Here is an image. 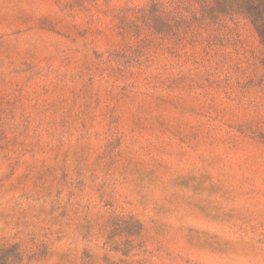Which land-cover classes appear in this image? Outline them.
<instances>
[{
    "label": "rangeland",
    "instance_id": "rangeland-1",
    "mask_svg": "<svg viewBox=\"0 0 264 264\" xmlns=\"http://www.w3.org/2000/svg\"><path fill=\"white\" fill-rule=\"evenodd\" d=\"M104 2L121 6L98 8L96 0H0V172L7 167L0 175V194L21 169L19 157L25 152L36 155L32 149L18 152V148L31 142L30 136L38 137L35 143L40 144L46 133L38 131L43 123L38 118L49 109L54 117L66 100L57 95L63 91L59 85L44 80L71 65V54L81 48L61 49L60 45L80 44L87 49L83 69L89 68L88 52L95 61L115 65L103 73L106 78L88 76L78 91L70 93L83 102L85 111H95L80 124L83 131L77 139L84 143L75 150L63 149L51 160L42 157L25 165L15 183L7 184V191L30 184L38 196L54 197L47 209L41 206L40 213L50 218L49 231L51 225L62 223L55 229V242L68 240L71 249L58 255L48 241L40 240L26 253L20 240L11 239L0 242V264H48L53 258L57 264L68 260L72 264H132L130 258L144 249V210L150 203L158 218L154 231L166 244V264H264L260 247L264 219L258 208L252 211L264 197L263 53L253 24L243 16L224 18L232 21V27L222 32L221 20L200 22L189 31L197 34L193 41H180L176 27L158 33L148 22L149 7L167 5L168 0ZM250 40L255 48L247 47ZM36 41L44 44L43 56L32 50ZM30 42L32 47H25ZM59 51L65 52L64 59ZM161 56L178 70L161 71L147 80L143 69L151 67L150 58L156 63ZM225 65L231 72L225 71ZM129 67L140 75L126 73ZM132 77H136L134 83L121 84L115 91L117 82ZM145 84L153 91L138 95V85ZM249 98H255L251 112L240 111ZM129 105H136L137 112L130 113ZM64 124L61 119L59 126ZM133 135L146 141L167 138L176 153L169 164L162 165L168 174L167 186L176 191L161 203L152 201L150 192L137 193L135 203L121 202L107 182L94 186L88 182L94 174L84 178L86 161L94 155L93 163L102 161L105 175L132 177L141 185L155 186L161 178L157 169L127 151ZM209 135L214 141L206 139ZM205 153L214 155L209 158ZM253 155L255 160L250 159ZM205 161L212 172L201 171ZM214 174L231 177L235 184L226 187L219 178L209 182ZM185 191L195 194L194 198L181 195ZM218 193L220 203L210 199ZM225 193H229L226 198ZM85 195L89 202L83 207L88 211L78 216ZM76 196L81 199L74 201ZM177 214L183 220L179 226L169 223ZM98 219L103 220L100 228Z\"/></svg>",
    "mask_w": 264,
    "mask_h": 264
},
{
    "label": "clouds",
    "instance_id": "clouds-1",
    "mask_svg": "<svg viewBox=\"0 0 264 264\" xmlns=\"http://www.w3.org/2000/svg\"><path fill=\"white\" fill-rule=\"evenodd\" d=\"M95 6L98 8H115L121 5H117L113 2L105 3L104 0H96ZM185 6L189 8V11H184ZM166 7L169 9H176L177 14L188 18L187 22L189 23L192 22L191 15H199V12L197 11L198 5L196 0H168ZM221 22L222 23L219 27V30L222 32H227L232 27V21H228L221 17ZM193 27L195 29L196 25L193 24ZM204 35H207L206 31L204 32ZM36 44L37 47L33 48L32 50L37 56H43L45 53L41 51V49L44 47V44L40 41H36ZM25 47L31 48V42L26 44ZM65 47L69 49L81 48V51L71 54L73 63L67 68H61L59 70L53 71L44 80V83L51 82L59 85L63 91L58 92L57 95L66 97V100L54 117L52 116V110L49 109L47 112L42 113L38 118L43 121L38 131L46 133L41 139L40 144L37 146L35 143L38 137L30 136L31 142L26 141L23 148H18V152H25L26 149H32L36 155L33 156L31 152H25L24 155L19 157L22 161L21 169L11 178L10 181L5 183L3 194H0V242L18 239L24 245L26 253L30 252L40 240L48 241L52 247L57 250L58 255L65 250H70L72 245L68 240L59 243L55 242V229L62 227V223L51 225L52 230L49 231L50 218L47 217L46 213H40L41 206L47 209L50 201L54 197L44 198L43 196H38V190L33 189L30 184H25L17 190L7 191V184L15 183L17 176H19L24 170L25 165L38 163L42 157H46L51 160L53 155H57L59 152H62L63 149L70 148L75 150L84 143L83 139H77V137H79L83 131L80 128V124L82 121L87 122L89 115H95V111H85L83 102L79 98L72 96L70 93L73 89L78 91L81 81L87 80L88 76H96L98 80L106 78L103 73L111 71V68L115 66L109 65L107 62L95 61L94 58L91 57L90 52H88L89 68L83 69L80 67V65L84 62L82 57L84 56V53L87 51V49L83 48L80 44L60 45L61 49ZM247 47L255 48V41L250 40ZM100 50L103 51V46L100 48ZM57 54L59 55L60 59H64L65 52L59 51ZM153 59L155 58H150L148 61V63L151 64V67L143 69V76L149 81H151L152 75H155L161 71L178 70L173 68L169 62L164 59V56H161L160 60H158L156 63H152ZM94 65L99 66V71ZM39 67L44 68L45 66L40 64ZM224 69L226 72H231V68L228 65H225ZM45 70L47 71V69ZM249 71H251L250 68ZM128 72L136 73L137 76L140 75L139 71L135 67H129L126 69V73ZM135 80L136 77H132L130 79H124L117 82L115 91H119L121 84L131 85L135 82ZM152 82L154 83L155 81ZM109 83H111V81H109ZM109 91H111V89H109ZM152 91V88L148 84L143 86L138 85L136 89L138 95L142 93H151ZM74 99L76 101L75 103H73ZM254 101L255 98H249L248 100H245L239 110H247L248 112H251L252 103H254ZM106 102L111 104V101ZM260 104V113L261 115H264V96L260 98ZM128 107L130 113L137 112L136 105H129ZM144 107H147V104H145ZM61 119L65 122L64 128L59 126V121ZM21 139H24V137H21ZM206 139L209 142H212L214 141L215 137L209 135ZM127 151L129 154L135 153L137 156L143 159L146 162L147 167L157 169V174L161 178L155 186L141 185L137 182H134V178L132 177L125 179L118 174L105 175L104 171L102 170L103 162H99V165L93 163L95 160L94 155L90 156L86 161L84 178L87 180L89 176H93L94 174V179L88 181L94 186H98L102 182H107L109 186L115 189L116 195L120 197L121 202L124 200H130L135 203L137 200V193L150 192L152 201L158 204L163 202L164 198L172 195L173 191H176L167 186L168 174L165 172L164 167H162V165L169 164L176 155L167 138H157L146 141L145 139H141L133 135L131 141L127 145ZM170 153L171 155H169ZM205 155L210 158V156L214 155V153H205ZM250 159L255 160V156H251ZM55 162L59 163L60 161L57 159ZM205 169H207L209 172L213 171L212 168H208L207 161H205L204 167L201 168V171H204ZM6 171L7 167L5 166L3 172ZM217 171L221 170L217 169ZM3 172H0V175H3ZM218 178L225 182L226 187H232L235 184V180H233L231 177H218L216 174L212 175L209 182L214 183ZM251 186L254 187V185ZM87 191L90 192L91 189H87ZM181 195L194 198L195 194L185 191L181 193ZM198 195L207 196V193H199ZM228 195L229 193H225V198ZM65 198L66 195L61 197L60 202L63 203ZM76 199H81V197L76 196L73 198L74 201ZM210 199H213L214 202L217 203L222 201L221 195L219 193L215 197H210ZM88 202V196L85 195L80 205V211L77 213L78 216H82L84 212L88 211V209L83 207L84 203ZM91 202L95 203L94 197L92 198ZM151 208L152 204L150 203L148 208L144 210V249L150 250L153 255H148V252L144 251V249H140L136 256L130 258L132 260V264H136L137 261H141V264H166V258L164 257V248L166 247V244L164 242V238L158 236L154 231L155 225L158 222V218L152 212ZM257 208L261 213V218L264 219V197L260 198L259 204L256 207H253L252 211L255 212ZM94 211L95 209H93V212ZM56 215H58V213H56ZM169 223H174L175 226H179L183 223V220H181L177 214L175 218H169ZM102 224L103 220L98 219L96 227L100 228ZM65 231H70V229L65 228ZM173 231H175V227L173 228ZM261 231L264 232V229H261ZM260 247L261 249H264V244H261ZM12 264H19V262L13 261ZM26 264H31V262L26 261ZM48 264H57V261L55 258H53L52 260L48 261ZM62 264H72V260L62 262Z\"/></svg>",
    "mask_w": 264,
    "mask_h": 264
},
{
    "label": "trees",
    "instance_id": "trees-1",
    "mask_svg": "<svg viewBox=\"0 0 264 264\" xmlns=\"http://www.w3.org/2000/svg\"><path fill=\"white\" fill-rule=\"evenodd\" d=\"M196 2L199 15H191V23L187 22L188 18L178 15L176 9H171L172 17L169 18L167 12L170 10L165 2L153 3L147 11L149 25L158 33L176 27L177 40L193 41L197 37L196 33L189 34L194 28L193 24L220 22L221 17L231 19L235 16H243L253 24L262 45L263 75L260 85L264 87V0H196ZM184 11H189V8L185 6Z\"/></svg>",
    "mask_w": 264,
    "mask_h": 264
}]
</instances>
